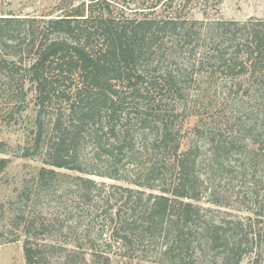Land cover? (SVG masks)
Returning <instances> with one entry per match:
<instances>
[{
  "label": "trees",
  "instance_id": "trees-1",
  "mask_svg": "<svg viewBox=\"0 0 264 264\" xmlns=\"http://www.w3.org/2000/svg\"><path fill=\"white\" fill-rule=\"evenodd\" d=\"M63 4L62 15L48 18L0 14V90L10 96L16 87L23 100L28 81L41 105L68 108V125L56 120L57 137L44 155L53 169L43 168L40 182L70 170L135 186L93 195L97 183L76 178L84 204L108 209L104 223L93 217L78 239L91 245L92 261L111 264L112 254H122L157 264H263L264 121L257 111L246 119L240 112L226 130L211 129L204 146L181 151L164 99L183 96L193 73L206 68L211 77L222 72L240 81L242 104L264 99V20L204 24L172 3L162 17L151 14L157 3L134 10L123 2L121 13L113 0ZM23 54L30 58L24 74L10 67ZM42 140L39 134L36 152ZM85 143L103 172L83 168ZM27 224L32 232L34 223ZM61 249L65 264H76L77 251ZM39 251L26 244L27 264H36Z\"/></svg>",
  "mask_w": 264,
  "mask_h": 264
},
{
  "label": "rangeland",
  "instance_id": "rangeland-1",
  "mask_svg": "<svg viewBox=\"0 0 264 264\" xmlns=\"http://www.w3.org/2000/svg\"><path fill=\"white\" fill-rule=\"evenodd\" d=\"M113 1L118 5L115 7L117 13L122 12L123 2L128 4L126 7L134 10L146 9L157 3V10L151 14L159 17L168 15V12L172 13V3L173 8H183L184 15L189 19L199 20L204 24L264 20V0ZM60 2L61 0H0V14L11 12L19 17L48 18L47 15H62L61 8L66 5L60 6ZM126 15L133 17L135 14L127 11ZM22 57L19 55V58H15L17 60H13L15 68L13 65L10 67L13 71L18 70L24 74L25 62L28 63L30 58L25 54ZM210 72L212 71L208 68L205 72H194V78L186 85L187 92L183 96L172 98L168 95L164 99L169 105L171 125L179 131L181 151H187L195 144L204 146L211 129L221 127L226 130L223 128L226 121L236 119L240 112L246 119L252 116L253 111H257L260 119L264 121V99L242 104L240 98L245 93L244 90H239V87H242L241 82L235 85L222 72L216 73L214 77L210 76ZM35 87L28 81L24 83L22 89L26 98L23 100L16 98L21 97L17 93L20 90L16 87L12 89L10 96L5 88L0 90V161L8 160L5 168L0 166V264H27L26 244L33 248L39 247V252H42L36 264H65L68 252L61 249L63 247L77 251L75 253L78 264H81L82 251L90 260L89 264H95L92 261L95 253L92 252L91 245L80 243L78 239L82 232L91 229L90 221L93 217L103 224V217L108 209L93 205V210L91 205L84 204L78 196L76 178L94 180L98 189L93 195L106 196L111 186H135L125 181L70 170H57L61 176L55 181L40 182V171L43 168L53 169L45 164L44 155L52 139L57 137L53 131L56 120L62 119L61 124L68 125V108L56 101L46 106L41 105L36 97ZM229 91H234L231 97L227 95ZM140 131L141 128H138V132ZM39 134L43 140L36 152L35 140ZM87 142L91 145L89 140ZM86 143L80 151V160L85 165L83 168L103 172L105 165L93 164V151ZM25 153H29V156H25ZM202 153L205 154L204 151ZM27 222L34 223L32 232L26 228ZM65 241L67 244L63 246ZM114 248L115 251L118 250V246ZM111 256V264H157L137 257L128 258L122 254ZM244 264H250L248 258Z\"/></svg>",
  "mask_w": 264,
  "mask_h": 264
}]
</instances>
